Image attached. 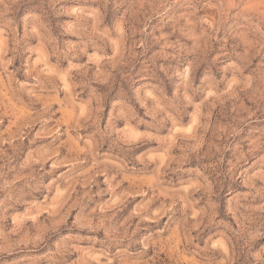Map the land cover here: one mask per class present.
I'll list each match as a JSON object with an SVG mask.
<instances>
[{"label":"rangeland","instance_id":"obj_1","mask_svg":"<svg viewBox=\"0 0 264 264\" xmlns=\"http://www.w3.org/2000/svg\"><path fill=\"white\" fill-rule=\"evenodd\" d=\"M0 264H264V0H0Z\"/></svg>","mask_w":264,"mask_h":264}]
</instances>
